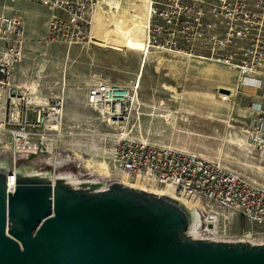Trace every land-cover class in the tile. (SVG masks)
<instances>
[{
  "label": "rangeland",
  "instance_id": "obj_1",
  "mask_svg": "<svg viewBox=\"0 0 264 264\" xmlns=\"http://www.w3.org/2000/svg\"><path fill=\"white\" fill-rule=\"evenodd\" d=\"M67 1L85 13V38L48 37L49 19L57 10L31 0H0L1 6H8V13L19 14L23 21L24 55L16 67L15 84L27 101L35 102L37 97L45 100L41 105L46 113L58 112L56 121L49 122V116L36 121L35 114L25 117L23 110L21 115H12L7 106L1 111L2 140L10 142L11 131L25 126L37 143L27 155L93 168L103 165L104 169L117 135L125 133L219 160L229 169L264 182V159L258 160L249 150L240 132L243 101L239 95L228 102L218 98L217 87L231 80L232 70L221 63L150 47L146 36L139 45L133 41L126 46L104 45L95 39L97 43H91L90 36L104 30L117 36L111 32V15L117 11L103 0ZM113 1H118L120 11L145 14L147 10L146 2L139 6L137 0ZM134 18L126 22L129 33L137 24ZM96 81L127 88L137 94V102L127 103L119 115L109 106L88 105L87 88ZM238 230L237 226L233 229Z\"/></svg>",
  "mask_w": 264,
  "mask_h": 264
},
{
  "label": "built area",
  "instance_id": "obj_2",
  "mask_svg": "<svg viewBox=\"0 0 264 264\" xmlns=\"http://www.w3.org/2000/svg\"><path fill=\"white\" fill-rule=\"evenodd\" d=\"M31 1L59 12L49 19L48 37L85 38L87 21L80 7L74 9L67 0ZM3 9L4 5L0 9V118L8 106L12 115L25 110V117L33 113L36 121L46 116L49 122L56 121V110L48 114L40 103L27 101L15 84L16 67L24 55V27L19 14ZM147 15L150 47L206 58L234 72L236 83L217 90L220 101L242 93L241 86L249 89L248 100L242 104L245 113L239 115L240 132L249 150L263 160L264 0H148ZM128 91L116 83L96 81L87 88L86 103L95 108L109 106L119 115L130 102ZM19 132L11 133L10 142L0 137V151L34 152L37 143L31 140V132L25 126ZM109 167L111 172L157 179L193 193L218 214L215 229L219 235L264 238V182L229 169L219 160L120 134ZM236 226L238 232L233 231Z\"/></svg>",
  "mask_w": 264,
  "mask_h": 264
},
{
  "label": "water",
  "instance_id": "obj_3",
  "mask_svg": "<svg viewBox=\"0 0 264 264\" xmlns=\"http://www.w3.org/2000/svg\"><path fill=\"white\" fill-rule=\"evenodd\" d=\"M218 223L157 179L0 151V264H264V238Z\"/></svg>",
  "mask_w": 264,
  "mask_h": 264
},
{
  "label": "bare ground",
  "instance_id": "obj_4",
  "mask_svg": "<svg viewBox=\"0 0 264 264\" xmlns=\"http://www.w3.org/2000/svg\"><path fill=\"white\" fill-rule=\"evenodd\" d=\"M137 1H139L138 2L139 6L142 5L141 2H143V3H145V2L147 3L148 2V0H137ZM103 2L106 5H108L110 7V9H114L115 11H117V14L119 13L120 9H119L118 1L103 0ZM132 11L133 10H128V11L122 10V11H120V13H121V14H119L120 16H118L117 14L111 15V18L113 20V25H114V28L113 29L111 28L112 29L111 32L116 33L117 36H114L113 33L111 34L110 30L109 31L108 30H104L102 34L97 33L95 35L90 36V42L91 43H97L95 41V40H97L98 42H101L104 45H106V44L109 45L110 43L115 42L116 44H119L120 46H126V45H129V43H131V41H133V43L139 45V43L142 40V37L146 36L147 37V45L150 46L148 44V36H147V31L149 29L147 10H146L145 14L132 13ZM134 12H135V10H134ZM126 15H127V17L125 18ZM131 16L135 17L134 19L137 21V24H136V26H135V28L133 30V33H129L130 29L127 28V24H126V22L130 21V17ZM143 18H144V20H143ZM93 39H95V40H93ZM187 56L191 57L189 54H187ZM220 88H223V87H220ZM220 88L217 87V89H220ZM136 95H137L136 93H131V92L128 91L129 99L133 103L135 101L137 102ZM32 101L38 102L40 104H41V102L42 103H46V102H44L45 100L44 101L43 100H39L37 97H34ZM11 133L14 134V135L20 134V132L18 133V131H11ZM124 135L125 134H123V133L121 134V136H124ZM117 137H118V135H117ZM102 166L103 165H99L100 168ZM104 166H105L104 169H106L107 171H111L109 165H108L109 170L107 168L106 163L104 164Z\"/></svg>",
  "mask_w": 264,
  "mask_h": 264
},
{
  "label": "crops",
  "instance_id": "obj_5",
  "mask_svg": "<svg viewBox=\"0 0 264 264\" xmlns=\"http://www.w3.org/2000/svg\"><path fill=\"white\" fill-rule=\"evenodd\" d=\"M20 1V0H19ZM4 5V11H6L7 9L6 8H8V6H6L5 4H3ZM2 8V6L0 5V9ZM7 12V11H6ZM230 76H232L231 77V80H229V81H227L226 83L227 84H225V85H218V86H233L235 83H236V80H235V76H234V72L233 73H230L229 74ZM240 89H241V91H242V93H239V94H237V95H239V97L241 98V100L243 101L242 103L244 104L245 103V101H247L248 100V95L250 94L249 93V89L246 87V86H241L240 87ZM247 93H249V94H247ZM239 112H241V113H245V110H244V108H240L239 109Z\"/></svg>",
  "mask_w": 264,
  "mask_h": 264
}]
</instances>
